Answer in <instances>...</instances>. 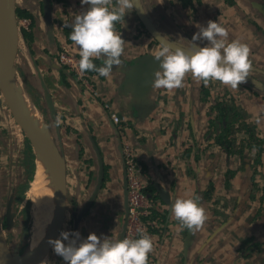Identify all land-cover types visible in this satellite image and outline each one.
I'll return each mask as SVG.
<instances>
[{
  "label": "crops",
  "instance_id": "0c3cea01",
  "mask_svg": "<svg viewBox=\"0 0 264 264\" xmlns=\"http://www.w3.org/2000/svg\"><path fill=\"white\" fill-rule=\"evenodd\" d=\"M140 1L165 37L186 47L197 25L217 21L227 28L229 41L248 45L250 73L264 81V73L255 70L264 71V0ZM87 8L81 0H16V10L22 12L17 75L53 126L65 162L67 211L60 231L120 239L126 183L122 146L127 145L142 180L153 186L152 194L162 204L156 226L147 233L153 240L147 264H264V144L261 152L228 153L216 142L219 128L209 134L210 118L216 116L212 105L224 99L233 107L227 113L232 143H239L238 133H233L239 124L264 140V95L246 82L236 89L219 81L205 86L191 74L179 89L151 87L159 70L154 54L160 44L144 30L134 10L116 23L126 42L122 66H113L108 77L92 72L83 82L58 54L65 51L80 59L64 23ZM196 43L203 46L207 41ZM95 60L103 65L102 59ZM111 113L122 119L120 125L114 124ZM247 136L241 134L240 142L247 144ZM29 169L33 176V164ZM1 172L0 190L5 193ZM186 194L198 196L208 216L196 232L178 231L169 208L174 198ZM13 200L9 195L0 204L5 235L14 218ZM234 212L237 216L231 220ZM245 236L260 249L238 254ZM38 264L66 262L50 246Z\"/></svg>",
  "mask_w": 264,
  "mask_h": 264
},
{
  "label": "clouds",
  "instance_id": "9594fccd",
  "mask_svg": "<svg viewBox=\"0 0 264 264\" xmlns=\"http://www.w3.org/2000/svg\"><path fill=\"white\" fill-rule=\"evenodd\" d=\"M88 8L73 14L70 40L78 46L79 73L96 72L99 76H110L113 66H122L125 41L116 31V23L123 21L126 13L139 5V0H81ZM188 46L160 42L154 58L159 70L154 72L151 87L172 91L184 86L185 77L191 74L205 86L210 81L236 89L245 83L251 71L250 48L240 40L229 41L226 27L209 20L206 27L197 25ZM207 41L203 46L197 41ZM93 59H102L97 67ZM260 115L257 116L259 122ZM199 197L186 194L174 198L169 204L171 214L178 222V231L187 228L191 232L200 230L208 219L206 209L199 204ZM138 238L123 239L97 236L89 233L82 238L78 231H60L58 238H49L47 243L66 264H147L153 251V240L146 229L138 228ZM66 242V243H65ZM46 262V261H45Z\"/></svg>",
  "mask_w": 264,
  "mask_h": 264
},
{
  "label": "water",
  "instance_id": "95a60500",
  "mask_svg": "<svg viewBox=\"0 0 264 264\" xmlns=\"http://www.w3.org/2000/svg\"><path fill=\"white\" fill-rule=\"evenodd\" d=\"M139 3L142 10H140L139 5H137V7L133 10L135 11L140 23L147 31V33L160 44V42L164 40L165 36L156 28V26L147 16L140 0ZM17 19L16 0H0V90L9 110L13 114L15 121L21 127L25 136L30 141V144L33 147L34 159H36V157L38 158V156L34 152V148L38 146L42 148L53 161L55 165L53 183L56 184L57 198L52 219L49 223L45 235L41 239L40 243H38V245H36L32 249H28L26 247L22 252H19L17 245L15 247H12L7 241L0 221V250L2 251L4 258L12 264H38L50 248L47 240L49 238L55 239L57 237V234L59 233L65 219L67 211L66 168L61 148L55 136L52 137L49 132V134L51 135V140L54 144L52 149L40 139L33 124L26 119L22 107L17 103L14 97L17 89L23 91L22 88L17 86L18 75L15 66L16 52L20 38ZM165 42L172 44L175 43L171 40ZM255 70L264 73L263 70ZM246 83L253 87L256 91L264 95V81L250 72ZM43 123L45 125V121ZM126 193L127 185L125 183V209L127 211ZM75 221V223H77L78 218H75ZM124 228L125 223L123 225L120 239H122L123 237Z\"/></svg>",
  "mask_w": 264,
  "mask_h": 264
},
{
  "label": "rangeland",
  "instance_id": "374dc122",
  "mask_svg": "<svg viewBox=\"0 0 264 264\" xmlns=\"http://www.w3.org/2000/svg\"><path fill=\"white\" fill-rule=\"evenodd\" d=\"M19 19L20 17L17 19L18 22ZM18 77L19 78L17 79V86L19 85L20 88H22L28 94L30 99L36 105L38 104L37 107H39V110L41 112V118L43 122L45 121V125L53 137V126L47 123L44 114L40 109L39 102L33 99V96L28 91L29 88L27 87V85L22 82V79L19 75ZM243 132L245 134H248L241 124L233 126V133H238L240 139L241 134H244ZM240 139L239 143H237V141L232 143V147L230 149L231 153L235 152L234 150H236L237 154L245 152V149L249 150L248 145L245 142H240ZM251 149L255 148L251 147L250 150ZM33 155V147L30 144V141L27 139L23 130L15 121L13 114L9 110L0 90V177L2 173L1 171L3 170L4 177H2V179L4 180L6 186L5 193L0 190V204L2 206V202H4L5 199L7 200L9 198V195L14 199L13 201L16 200L13 207L14 210L12 212V218L13 216L14 218L10 227L7 226V229L9 228V231L7 232L6 238L12 247H15L17 245L19 252H22L28 244L27 237L29 235L30 226V201L26 199L24 192L28 186L29 180L31 178L30 176H32L29 175V167L30 163L34 164ZM25 156L31 161H27V159H25ZM122 159L124 162L123 153ZM261 204H263V201L261 202ZM238 212L233 213L231 220H233V218L237 216ZM66 217H69V215L67 214ZM126 219L127 217L124 219V222H126ZM58 235L59 233L57 234V237ZM246 237L250 236H245L244 238ZM242 243L243 240L241 241L240 246L242 245ZM258 247L260 249V245H257V248ZM239 248L238 254H242L244 253V251H246L239 250ZM252 250H256V248H253Z\"/></svg>",
  "mask_w": 264,
  "mask_h": 264
},
{
  "label": "bare ground",
  "instance_id": "6f19581e",
  "mask_svg": "<svg viewBox=\"0 0 264 264\" xmlns=\"http://www.w3.org/2000/svg\"><path fill=\"white\" fill-rule=\"evenodd\" d=\"M14 97L22 107L26 119L33 124L40 139L53 149L54 144L42 121L38 104L36 105L24 90L17 89ZM34 152L38 158L35 159L34 173L25 191V196L30 201L28 249L38 245L45 235L52 219L57 198L56 184L53 183L55 165L42 148L36 146ZM0 264H12L4 258L1 250Z\"/></svg>",
  "mask_w": 264,
  "mask_h": 264
},
{
  "label": "built area",
  "instance_id": "2783aa9c",
  "mask_svg": "<svg viewBox=\"0 0 264 264\" xmlns=\"http://www.w3.org/2000/svg\"><path fill=\"white\" fill-rule=\"evenodd\" d=\"M59 60L70 69L77 71L79 77L85 82L89 79L90 75L88 73L85 72L83 75L79 73L77 61L72 55H69L65 51L61 52L59 54ZM110 117L115 124H119L122 120L114 113H111ZM123 156L128 179V209L122 239L125 237L138 238L136 230L138 228L147 229L150 222L144 219V217H147L151 213L152 208H158L159 203H154V201L149 200L145 194L146 183L142 180L140 166L134 157V153L127 145L123 146Z\"/></svg>",
  "mask_w": 264,
  "mask_h": 264
},
{
  "label": "trees",
  "instance_id": "16d2710c",
  "mask_svg": "<svg viewBox=\"0 0 264 264\" xmlns=\"http://www.w3.org/2000/svg\"><path fill=\"white\" fill-rule=\"evenodd\" d=\"M17 17H21L22 16V12L20 13V11L17 10L16 12ZM93 63L99 67V63L97 60L93 59ZM87 73H92V71H89ZM204 92H207L206 89L204 88ZM229 103L226 102V100L224 99H218L214 105H212V109L214 110V112L216 113V116L214 118H210L209 121V134H211L212 132H215L217 128L220 129V133L215 135L216 136V142L220 145V146H224L225 150L229 153L230 152V148L232 147V140H231V129L228 127L230 125V120L228 121L227 119V113L230 110H233L232 106L228 105ZM234 114H236L234 112ZM246 132L248 133V137H247V145L248 148L250 150L251 147H254L258 152H261L263 147L261 146V144H264V140L263 139H259L257 138L253 132L252 129L246 125H242ZM259 155V154H258ZM34 156V155H33ZM34 158V157H33ZM33 160V159H32ZM33 164V163H32ZM34 167V164H33ZM211 188L208 187V190ZM154 190L153 186H148L146 188V191L151 193ZM206 190V191H208ZM253 239L251 237H246L243 239V243L240 246L239 250H246L247 248H256L259 249V247L257 248V245H255V243H251ZM251 243V244H250Z\"/></svg>",
  "mask_w": 264,
  "mask_h": 264
},
{
  "label": "flooded vegetation",
  "instance_id": "af4514ba",
  "mask_svg": "<svg viewBox=\"0 0 264 264\" xmlns=\"http://www.w3.org/2000/svg\"><path fill=\"white\" fill-rule=\"evenodd\" d=\"M142 25V24H141ZM143 27V26H142ZM144 28V27H143ZM145 30V29H144ZM146 31V30H145ZM147 32V31H146ZM153 39V38H152ZM158 43V42H157ZM64 52V51H63ZM61 53V52H60ZM59 53V54H60ZM59 54H58V59H59ZM70 55V54H69ZM74 57V56H73ZM75 58V57H74ZM76 59V58H75ZM76 61L78 62L79 60H77L76 59ZM71 71H73V72H75L76 74H78L77 73V71H75V70H73V69H70ZM87 73V72H86ZM89 75H91L90 73H88ZM81 80L83 81V82H85L82 78H81ZM120 122H122V120L120 121ZM115 124V123H114ZM116 126L117 125H120V123L119 124H115ZM124 146V145H123ZM123 146H122V153H123ZM133 152V151H132ZM134 153V152H133ZM134 157H135V155H134ZM136 159V158H135ZM137 161V160H136ZM137 163H138V161H137ZM138 165H139V163H138ZM123 166H124V174H125V180H126V185H127V193H126V202H127V194H128V179H127V174H126V170H125V162H123ZM140 166V165H139ZM34 167H35V161H34ZM140 172H141V169H140ZM146 183V182H145ZM148 187V185L146 184V187H145V194L147 195V197H148V199L149 200H152V201H154V203H159V206H158V208H152V210H151V213L147 216V217H144V219H146V220H148L149 222H150V225H148L147 226V229H146V231H147V233L151 230V228H154V226H156V216H157V214H158V212H160L161 211V209H162V204H161V202L159 201V200H157L156 198H155V196H153V194H152V192L151 193H149V192H147L146 191V188ZM128 209V208H127ZM127 217V211H126V209H125V218ZM125 223V222H124Z\"/></svg>",
  "mask_w": 264,
  "mask_h": 264
}]
</instances>
